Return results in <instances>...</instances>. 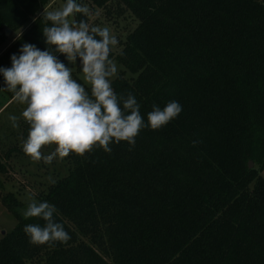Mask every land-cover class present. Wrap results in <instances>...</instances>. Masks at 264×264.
Returning a JSON list of instances; mask_svg holds the SVG:
<instances>
[{"label": "trees", "instance_id": "1", "mask_svg": "<svg viewBox=\"0 0 264 264\" xmlns=\"http://www.w3.org/2000/svg\"><path fill=\"white\" fill-rule=\"evenodd\" d=\"M52 1L0 0V48L6 28L19 34L0 67L25 43L47 49ZM87 1L109 21L138 23L111 53L132 74L114 90L134 94L145 120L154 104L183 111L134 146L64 157L68 174L35 198L56 205L67 243H31L25 225L44 221L0 196L18 222L0 241V264H264V0ZM5 87L0 76L14 99Z\"/></svg>", "mask_w": 264, "mask_h": 264}, {"label": "clouds", "instance_id": "2", "mask_svg": "<svg viewBox=\"0 0 264 264\" xmlns=\"http://www.w3.org/2000/svg\"><path fill=\"white\" fill-rule=\"evenodd\" d=\"M89 9L78 0H66L64 6L47 12L49 26L42 30L46 50L25 43L19 55H12L11 67H0L6 89L14 99L27 107L22 117L29 124L23 151L36 161L51 164L57 158L75 153L83 156L94 148L110 152V145L125 142L134 146L145 129L160 130L179 118L183 108L175 100L163 108L153 105L145 120L141 105L132 93L118 94L112 80L118 74V65L111 58L118 39L108 27H89L81 20L71 23L69 17ZM80 61L85 80L91 91L72 76L71 68L59 58ZM13 126L18 117L10 115ZM55 145L44 154L42 149ZM55 183L54 180H50ZM25 219L38 218L44 224H26L23 231L33 244L67 243L71 236L63 223L57 220L56 205L47 200H32L22 210Z\"/></svg>", "mask_w": 264, "mask_h": 264}, {"label": "rangeland", "instance_id": "3", "mask_svg": "<svg viewBox=\"0 0 264 264\" xmlns=\"http://www.w3.org/2000/svg\"><path fill=\"white\" fill-rule=\"evenodd\" d=\"M66 0H53L52 3L43 11L45 15L47 11H55L61 9ZM82 5L89 9L88 15H80L81 20L86 21L89 27H108L112 34L118 39V45L112 49L114 55H118L126 44L128 35L136 28L137 22L129 14L126 18L109 21L104 11L91 5L87 0H82ZM69 21L78 24V14L69 17ZM17 37L11 34L9 40ZM10 42V41H9ZM118 74L112 80V84L121 75L131 78L132 74L127 72L117 60ZM69 68L72 70V76L77 82L81 83L85 88H91L90 84L85 80L84 74L80 67V61H70ZM4 100H7L6 94L0 88V106ZM27 107L18 101L13 102L11 106H7L0 113V196L14 194L17 199L26 204L32 200H36V195L47 189L51 183L50 180H57L68 174V164L65 158H57L51 164H45L43 160L36 161L32 157L26 155L23 151V143L29 132V124L22 117V112ZM10 115L18 117L17 125L13 126L9 119ZM55 149V145L46 146L42 151L44 154ZM2 171V172H1ZM264 177V172L262 173ZM18 222L13 212H11L2 202L0 198V241L7 234L13 231ZM34 264V263H28ZM38 264V263H35Z\"/></svg>", "mask_w": 264, "mask_h": 264}, {"label": "crops", "instance_id": "4", "mask_svg": "<svg viewBox=\"0 0 264 264\" xmlns=\"http://www.w3.org/2000/svg\"><path fill=\"white\" fill-rule=\"evenodd\" d=\"M11 34H15V35H17V37L19 36V34L18 33H13L12 31H11ZM11 36V35H10ZM10 36H6L7 37V42H6V44L2 47V48H0V56L2 55V53L6 50V48L8 47V46H10L16 39H17V37L14 39V40H9V37ZM10 41V42H9ZM6 98H7V100H4V102H3V104L0 106V113L3 111V109L5 108V107H7V106H11L12 104H13V102H15L16 100L15 99H10V98H8L7 97V95H6Z\"/></svg>", "mask_w": 264, "mask_h": 264}, {"label": "water", "instance_id": "5", "mask_svg": "<svg viewBox=\"0 0 264 264\" xmlns=\"http://www.w3.org/2000/svg\"><path fill=\"white\" fill-rule=\"evenodd\" d=\"M47 12H49V11H47ZM46 12V13H47ZM46 16V15H45ZM5 33H6V36H10L11 35V30L9 29V28H6L5 29ZM249 166H250V168L252 169L253 167H254V163L253 162H250L249 163Z\"/></svg>", "mask_w": 264, "mask_h": 264}]
</instances>
